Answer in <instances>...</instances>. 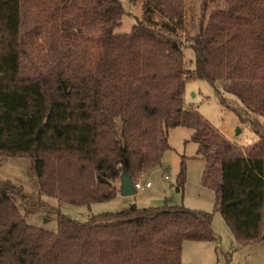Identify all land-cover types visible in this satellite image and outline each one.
<instances>
[{
    "label": "trees",
    "instance_id": "1",
    "mask_svg": "<svg viewBox=\"0 0 264 264\" xmlns=\"http://www.w3.org/2000/svg\"><path fill=\"white\" fill-rule=\"evenodd\" d=\"M200 8L190 69L184 0L145 1L123 34L121 0H0V155L32 159L42 193L89 207L115 198L122 172L135 182L157 166L168 130L188 127L236 241L264 242V0ZM195 78L242 104L255 142L238 148L184 107ZM13 194L0 184V264H181L185 241L215 240L208 213L167 205L84 222L58 214L46 231L26 223Z\"/></svg>",
    "mask_w": 264,
    "mask_h": 264
},
{
    "label": "rangeland",
    "instance_id": "2",
    "mask_svg": "<svg viewBox=\"0 0 264 264\" xmlns=\"http://www.w3.org/2000/svg\"><path fill=\"white\" fill-rule=\"evenodd\" d=\"M145 1L147 0H121L123 15L120 24L115 28L116 33L123 34L131 30L135 19L142 14ZM184 4V29L180 35L183 40L185 65L192 69L194 53L187 46L186 36L197 30L202 16L201 0H184ZM183 101L184 107L197 111L236 147L241 148L257 140L256 133L246 120L248 116L242 104L216 85L204 79H188L184 85ZM239 114L244 120H240ZM191 135L192 129L184 126L168 130L169 149L162 154L160 163L147 170L143 176L137 175L135 179L142 184L150 182V187L136 190L133 195L123 196L119 193L117 178L114 182L117 190L115 198L93 203L89 207L72 206L42 193L33 161L27 157L0 155V184L14 192L15 204L27 224L51 232L56 231L58 214L84 222L90 216L118 212L130 204L140 208L167 205L208 213L215 240L185 241L181 264H264V242L236 241L216 207L214 191L203 185L205 162L197 155V144L191 139Z\"/></svg>",
    "mask_w": 264,
    "mask_h": 264
},
{
    "label": "water",
    "instance_id": "3",
    "mask_svg": "<svg viewBox=\"0 0 264 264\" xmlns=\"http://www.w3.org/2000/svg\"><path fill=\"white\" fill-rule=\"evenodd\" d=\"M119 193L123 196H129L136 193L132 179L126 172H122L119 175Z\"/></svg>",
    "mask_w": 264,
    "mask_h": 264
},
{
    "label": "built area",
    "instance_id": "4",
    "mask_svg": "<svg viewBox=\"0 0 264 264\" xmlns=\"http://www.w3.org/2000/svg\"><path fill=\"white\" fill-rule=\"evenodd\" d=\"M141 176H143V174H141ZM150 182H145L144 184H142L140 181H135L133 182V186L135 188V190H143L145 188L150 187Z\"/></svg>",
    "mask_w": 264,
    "mask_h": 264
}]
</instances>
